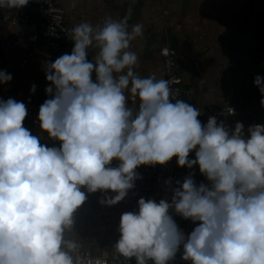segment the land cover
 <instances>
[{"label":"clouds","instance_id":"obj_1","mask_svg":"<svg viewBox=\"0 0 264 264\" xmlns=\"http://www.w3.org/2000/svg\"><path fill=\"white\" fill-rule=\"evenodd\" d=\"M28 2L0 0V9ZM142 35L140 23L129 30L127 16L95 28L83 22L71 30V54L46 63L50 98L38 121L59 148L23 126V102L0 100V264H104L84 261L79 245L66 239L84 190L116 193L101 201L115 205L134 187L138 167L173 157L182 168L198 165L210 186L189 176L171 203L139 199L138 211L120 218L117 253L137 264H169L182 245V260L191 264H264V125L249 127L247 137L242 123L230 130L212 116L202 125L198 108L170 99L168 80L134 70L131 43ZM92 47L98 51L89 62ZM11 79L0 71V84ZM254 84L264 96V77ZM170 209L199 225L186 237Z\"/></svg>","mask_w":264,"mask_h":264},{"label":"crops","instance_id":"obj_2","mask_svg":"<svg viewBox=\"0 0 264 264\" xmlns=\"http://www.w3.org/2000/svg\"><path fill=\"white\" fill-rule=\"evenodd\" d=\"M56 1L65 10L68 27V36L60 44L58 57L71 54L74 43L69 36L80 23L88 22L95 28L103 26L107 17L121 20L127 16L129 30L137 23L143 25V35L132 41L130 48L138 56V66L134 69L137 74L163 79L161 49L168 46L176 53L182 78L180 99L200 111L233 107L237 115L228 120L227 128L234 130L237 123H242L245 137L249 127L264 125V106L261 105L264 96L254 84L258 75L264 77V0ZM25 12L32 21H38L34 8H27ZM4 16L6 12L0 9V17ZM17 33L16 27L0 26V71L12 77L8 83L0 84V100L3 101L12 98L22 102L33 82L40 89L51 86L45 76V61L35 57L33 47L25 51L14 46ZM97 51L94 47L88 50L89 62ZM92 79H96L95 72ZM128 95L130 106L135 105L138 110L136 98L133 101ZM198 119L206 125L209 116ZM195 151L189 154V160H195ZM119 163L113 160L110 166L117 167ZM175 166L178 184L167 183L164 187L170 196L189 176L197 186L209 185L208 181L189 174L187 167L178 166L177 158ZM84 191L86 201L77 210L73 229L66 232V239L75 241L95 256L110 259L114 254L119 255L114 247L120 238V218L138 208L128 206L125 199L112 206L102 204L105 196L116 195L110 191Z\"/></svg>","mask_w":264,"mask_h":264},{"label":"built area","instance_id":"obj_3","mask_svg":"<svg viewBox=\"0 0 264 264\" xmlns=\"http://www.w3.org/2000/svg\"><path fill=\"white\" fill-rule=\"evenodd\" d=\"M34 8L38 15V21L31 20L29 14L25 11L27 8ZM6 16L0 17V26L11 25L18 29L17 37L13 42L14 46L19 49L28 50L33 47L35 57H41L46 63H52L57 59V51L60 48L62 41L68 36V27L65 19V10L58 5L56 0H29L28 4L20 9H3ZM163 58V79L169 81V87L172 90L170 99L175 102L180 99L183 93L182 78L178 71L176 63L175 51L166 46L161 49ZM33 85L35 90L33 91ZM46 86L39 88L37 83H30L23 103L27 109V116L23 126L27 128L33 135L41 137L40 143L49 145V147L59 148L60 142L52 140L47 133H42L39 127L38 114L40 106L50 97L46 93ZM135 101V98H132ZM199 117L209 116L216 117L217 123L223 122L227 128V122L230 118L237 115L236 110L231 106H225L220 109H207L200 111ZM176 157H173L165 165H142L136 169L138 178L134 181V187L128 191L124 198L128 206L138 208V201L141 198L147 200H154L159 203L160 200H166L171 203L172 196L166 190L167 183L175 186L179 182V175L175 166ZM189 174L206 180V177L201 175L199 167L194 165L189 169ZM169 215L172 216L178 228L183 231L187 237L195 227L198 226V221L193 222L186 220L180 215L176 214L174 209L169 210ZM79 245V257L84 261L100 260L104 264H137L136 259L121 257L114 254L110 259L100 256L92 255L90 252L82 249ZM74 258L77 253H72ZM183 247L179 249L175 258L169 261V264H191L182 260ZM148 264H153L148 261Z\"/></svg>","mask_w":264,"mask_h":264}]
</instances>
